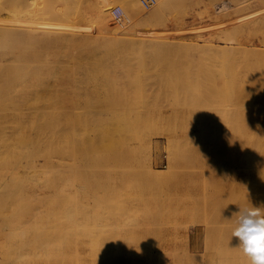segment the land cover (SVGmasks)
Here are the masks:
<instances>
[{
	"label": "rangeland",
	"instance_id": "obj_1",
	"mask_svg": "<svg viewBox=\"0 0 264 264\" xmlns=\"http://www.w3.org/2000/svg\"><path fill=\"white\" fill-rule=\"evenodd\" d=\"M98 1L0 0L2 22H20L23 16L21 22L34 26L37 19L41 33L35 39L44 47L26 54L38 49L28 36L9 45L0 35V53L27 50L7 54L6 62L0 54V101L47 104L57 113L69 150L64 169L73 178L65 180L63 203L70 206L74 197L75 207L73 216L60 218L66 227L61 239L74 247V259L78 254L75 264H204L205 187L235 164V89L246 71L252 73L250 87H258L246 88L247 95L255 93V99L250 93L254 113L247 117L254 119V128L249 126L258 142L252 161L264 172V0H168L158 20L140 24L129 0H106L105 6L95 5ZM157 3L146 8L140 0L143 14ZM116 7L123 10L122 22L113 13ZM72 32L75 39L65 41ZM117 37L147 40L148 49L164 42L180 50L129 54L104 47ZM52 38L63 39L53 47L43 43ZM79 40L92 49L89 43L96 40L97 54L83 50ZM208 43L225 50L207 52ZM5 208L0 197L3 218L11 213ZM2 237L7 246H0V264H14L21 244ZM242 252L240 246L235 264H250ZM67 259L65 264L73 262Z\"/></svg>",
	"mask_w": 264,
	"mask_h": 264
},
{
	"label": "bare ground",
	"instance_id": "obj_2",
	"mask_svg": "<svg viewBox=\"0 0 264 264\" xmlns=\"http://www.w3.org/2000/svg\"><path fill=\"white\" fill-rule=\"evenodd\" d=\"M83 1L84 0H81V2ZM167 1L168 0H158L156 7L158 11L157 14L155 12L156 9L154 8L151 11L143 14L142 11L144 10L140 5V0H129L128 3L132 10L137 12V14L139 15L136 20V24H140V22H147L153 20V18L155 19V17H158L162 9H165L164 5L167 4ZM105 3L106 0H99L95 5L105 6ZM140 12L142 13L140 14ZM20 18H23V16H20ZM20 18V22L9 21L8 23H5L0 20V35L2 36L1 40H4L7 44L11 45L13 39H15L16 41L18 40L19 42L26 41L22 39L28 36L29 40H31L33 44H35V42L37 43V45H35L38 48L39 42L35 38L41 33V31L39 30L41 28L40 23L36 19L34 26L26 25L24 22H21L22 19ZM155 20H158V18ZM64 37L65 41L69 38L75 39L76 34L72 32L68 35H65ZM62 39L52 38L43 41V43H46V45L49 47H53L57 46V44ZM157 40H155L154 42H157ZM79 41H81V44H85L82 40ZM95 42L97 41L95 40L89 43V41L87 40V43H89V45L91 44L90 46H94L93 49L90 47L86 48V46L83 44L81 46H83V50L85 51H87L86 49H89L87 53L97 54L95 51H97V45L99 44H95ZM144 42H138V40H134L133 38L124 39L121 37H117V40H114L113 42L114 44H112L111 42H109L110 45L108 42H103L102 44L108 43V45H105L104 47L109 51L124 50L129 54H131L132 52H136L137 54H145L146 51H150L149 54H172V52L180 50V47H173L172 49V46L175 44H171V47H169L167 46L168 44H165L164 42L160 44L161 46H159V44H156V46L152 45V42V44L149 45L151 48L148 49L145 48ZM167 42L169 43V41ZM162 44L165 46H162ZM12 46H14V44ZM177 46L179 45L177 44ZM42 48L44 47H39L38 49H30L28 51L26 50L27 52H25L26 54H38V51H40V49L42 50ZM183 48L196 49V46ZM204 50H206L207 52L214 51V53L216 51L217 53L221 51L222 53L225 48L219 49L217 47L215 48L213 46H210L209 44V47H205ZM15 51L16 50L14 48H8L2 51L0 53L2 54L1 60L5 62L8 61L10 58L7 56V54H25V52L21 53L20 51ZM245 51L247 52V50ZM207 52L206 54H211ZM249 53L251 52H248V54ZM262 58L263 57H261V59ZM250 63L249 65L251 66ZM254 65L255 64H253L252 67H254ZM249 67L247 65V68ZM251 74V71H246L245 74L240 73L237 86L238 88L235 89V91L237 90V93H235V99L237 103V118L235 124L237 129L236 137L238 141L235 164L233 165V168L225 169V171L227 172H225V174L227 175H225V177L224 175H221L223 177L222 179H220V176L219 179L221 181L215 176H213L214 178H216V180L213 181V179H211V183V180L209 181L210 177H207L208 181L210 182V184H207V180L205 179L207 185L205 187L204 197V234L206 236L203 253L204 264H235V262L237 261L236 257H238L237 255L239 254L240 248V245L238 243L239 239L237 237H234L232 234L236 215L239 213L240 209L250 207H256L261 209L264 208V189L263 183L261 182V178L264 177V172L262 173L260 171L261 169L260 167L258 168L257 163H253V154L255 155L254 151L258 147H256L254 143L258 142H254L255 139L253 138H255V131L250 130L249 124L251 125L252 120L254 119L250 120L251 122H247V117L248 119H251V113H254L252 111V105H254V103H251V101L253 102V100H251V97L253 96L252 99H255V93L253 92L254 94L252 95V92H249V95H247L246 92L249 91V88L253 91L254 88L255 90H257L256 88H258L257 86H254L252 88L250 87V84L253 85L254 83L252 81ZM250 93L252 95L251 97ZM257 95L258 96H256V99L258 100L257 97H259V94ZM262 96H260V98H262ZM254 110H256V108ZM255 112H258V109ZM260 113L261 112L259 111V114ZM256 115H258V113ZM252 118L254 117L252 116ZM263 122L264 121H262L261 126L264 124ZM253 126H255V124ZM260 129L262 130V128ZM255 130H257L256 127ZM64 138L65 137L63 136L60 120L57 116V113L56 111L51 109L47 104L28 106L26 104H20L14 101H0V197H3L5 203L6 210L4 211V213L9 210L8 208H10V211L8 212H11L10 214L8 213L9 215L6 212L5 214L7 215H5L4 218L2 217L3 214L0 213V221L2 220L0 226L3 225V230L2 228H0L3 233H0H2L1 235L4 237V239L8 238L7 241H12V243H16L19 241L21 244V248L18 247V249H20L21 251L17 250L19 251V254L16 253V257L14 259V262L15 260L16 262L14 264H19L18 262L25 264L24 262L26 261L28 263V261L33 258L31 254H33L34 257L37 255L38 258H36V260L39 259V262H36L35 258H33L35 261L32 259L34 262H30L31 264H65V261L69 256L67 254H70L71 257L67 260L71 259V261L73 260L74 262V260L77 259L78 254L74 259L75 251L72 252L74 250V247L65 246L63 244V239H61L63 237L61 235L65 233L64 228L66 227L61 228L64 224L62 225V222L60 223V220H62L60 218H63L64 214H66L67 216L69 214L73 216V214L75 213V207L73 205L74 194H71L73 193V190H70V195L68 194L69 196L72 195L70 198L73 197L71 202L67 203L70 204V206L63 203V201H66V199H63L62 197L63 185L64 183L66 184L65 180L73 179L71 178V175L67 176L70 173H66V170L64 169L69 164L65 163V160L69 159V150L66 149V147L68 148V146L65 147L62 144ZM70 154H73V152ZM71 157L73 156L71 155L70 158ZM256 160L257 159H255V161ZM255 165L257 166L258 170H256ZM259 165L261 164L259 163ZM258 171L261 173H259ZM259 174H261V178L259 177ZM218 180L220 182H217ZM259 183H261L262 186L259 185ZM12 196H15L16 198L19 197L21 200L14 202ZM11 199V203L17 205H10ZM28 200L31 202L33 200V202L30 203ZM34 200L35 202H37L35 203ZM7 204L12 206V208L15 207L14 210L10 206L7 208ZM62 212L63 214H61ZM71 219H73V217H70V220ZM73 223L75 222L72 221L71 224ZM28 224H30V226H28ZM26 226L27 228H25ZM62 230L64 231L63 233ZM4 242L6 241L4 240ZM4 242L2 243L4 244ZM30 243L31 249L28 248ZM5 244L6 245L2 246V244L0 243V246L4 248L5 246H7V243ZM237 244L239 245V247L237 246ZM26 245L28 246L25 247ZM67 248L69 249L67 250ZM30 250H32V253ZM71 253H74V255ZM238 259L240 258L238 257ZM73 264H75V262ZM76 264H78V262ZM238 264H240V262Z\"/></svg>",
	"mask_w": 264,
	"mask_h": 264
},
{
	"label": "clouds",
	"instance_id": "obj_3",
	"mask_svg": "<svg viewBox=\"0 0 264 264\" xmlns=\"http://www.w3.org/2000/svg\"><path fill=\"white\" fill-rule=\"evenodd\" d=\"M232 234L239 239L250 264H264V209H240Z\"/></svg>",
	"mask_w": 264,
	"mask_h": 264
},
{
	"label": "built area",
	"instance_id": "obj_4",
	"mask_svg": "<svg viewBox=\"0 0 264 264\" xmlns=\"http://www.w3.org/2000/svg\"><path fill=\"white\" fill-rule=\"evenodd\" d=\"M155 1L156 0H142V3L144 7L150 8L155 3ZM113 13L119 22H122L125 19L123 10L120 7L114 8Z\"/></svg>",
	"mask_w": 264,
	"mask_h": 264
}]
</instances>
